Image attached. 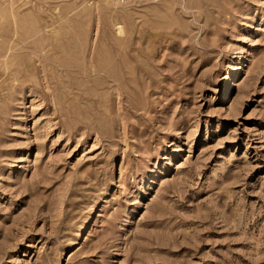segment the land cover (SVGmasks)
Wrapping results in <instances>:
<instances>
[{"label": "rangeland", "instance_id": "rangeland-1", "mask_svg": "<svg viewBox=\"0 0 264 264\" xmlns=\"http://www.w3.org/2000/svg\"><path fill=\"white\" fill-rule=\"evenodd\" d=\"M0 264H264V0H0Z\"/></svg>", "mask_w": 264, "mask_h": 264}, {"label": "bare ground", "instance_id": "bare-ground-1", "mask_svg": "<svg viewBox=\"0 0 264 264\" xmlns=\"http://www.w3.org/2000/svg\"><path fill=\"white\" fill-rule=\"evenodd\" d=\"M232 75H234V74H232ZM236 75V74H235ZM238 76V75H237Z\"/></svg>", "mask_w": 264, "mask_h": 264}]
</instances>
